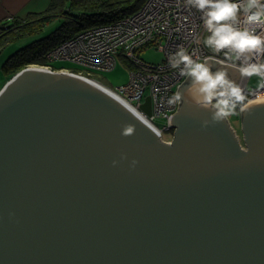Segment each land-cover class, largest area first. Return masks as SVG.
<instances>
[{"label": "water", "instance_id": "1", "mask_svg": "<svg viewBox=\"0 0 264 264\" xmlns=\"http://www.w3.org/2000/svg\"><path fill=\"white\" fill-rule=\"evenodd\" d=\"M32 67L0 89V264H264V104L243 150L186 78L170 145L100 82Z\"/></svg>", "mask_w": 264, "mask_h": 264}, {"label": "built area", "instance_id": "2", "mask_svg": "<svg viewBox=\"0 0 264 264\" xmlns=\"http://www.w3.org/2000/svg\"><path fill=\"white\" fill-rule=\"evenodd\" d=\"M207 35L202 13L188 6L186 0H146L134 14L107 25L80 31L46 54L51 65L61 63L81 67L87 71V75L67 68L54 70L51 66L41 67L91 78L88 72H109L116 68L119 60L123 61L130 71L129 82L119 92L109 90L144 114L159 131L161 142L171 145L175 135L165 140L163 133L164 130L172 129L169 121L181 109L182 99L175 105H169L167 101L178 92L187 77L181 76L178 69L169 66L168 55L183 46L194 59L231 65L223 53H214L205 46ZM149 49L160 51L163 60L158 64L144 61L141 53ZM249 81L250 78H241L239 85L249 94L250 100H254L257 94H264V89L250 90ZM148 96L152 103L151 117L141 110ZM157 118L166 120L163 129L153 122ZM226 119L231 123L229 118ZM231 129L240 140L236 130L233 127ZM240 144L246 150L243 141L240 140Z\"/></svg>", "mask_w": 264, "mask_h": 264}, {"label": "clouds", "instance_id": "3", "mask_svg": "<svg viewBox=\"0 0 264 264\" xmlns=\"http://www.w3.org/2000/svg\"><path fill=\"white\" fill-rule=\"evenodd\" d=\"M186 4L202 13L203 26L208 33L205 46L214 53H223L241 78L257 77V88L264 89V0H186ZM168 64L178 69L181 76L191 79L187 95L197 108L209 111L210 119L203 120V128L250 110L253 100L225 69L213 71L206 60L194 59L183 46L168 55ZM181 96L176 92L167 103L175 105L181 101ZM255 103L264 104V94H257ZM123 107L135 120L160 135L135 107L128 104ZM134 133V124L122 125V136L130 137ZM127 159L126 154H121V160ZM112 163L116 166L120 161ZM138 163L133 159L131 168L135 169Z\"/></svg>", "mask_w": 264, "mask_h": 264}, {"label": "trees", "instance_id": "4", "mask_svg": "<svg viewBox=\"0 0 264 264\" xmlns=\"http://www.w3.org/2000/svg\"><path fill=\"white\" fill-rule=\"evenodd\" d=\"M145 2L146 0H51L44 13L29 15L26 20L14 19L8 28H0V51L11 40L36 36L57 19L60 23L49 35L32 41L6 61L3 72L7 81L29 65L51 66L54 70L66 68L61 63L59 64L62 66L53 67L46 59V54L80 31L107 25L134 14Z\"/></svg>", "mask_w": 264, "mask_h": 264}, {"label": "rangeland", "instance_id": "5", "mask_svg": "<svg viewBox=\"0 0 264 264\" xmlns=\"http://www.w3.org/2000/svg\"><path fill=\"white\" fill-rule=\"evenodd\" d=\"M60 23V20H56L55 22L48 24L45 26L42 30V32L36 36H25V38H16L15 40H11L8 42L7 46L3 50L0 51V89L2 86L6 83L7 79L5 77V73L3 72V68L6 65V61L15 54L18 50L22 49L24 46L28 45L32 41H35L38 38H42L46 35H49L53 29ZM141 58H143L144 61L149 63H160L163 60V54L158 51L157 49H149L147 51H144L141 53ZM53 67H58L60 64H53ZM68 69H75L77 72H82L85 75H87V71L83 68H78L69 64H62ZM60 65V66H62ZM32 66V65H29ZM37 66V65H34ZM41 67V66H39ZM90 74V77L98 82H100L103 86H105L108 89L114 90L116 92H119V89L123 87L124 85L128 84L130 79V71L127 67V65L123 61H118V64L116 68L109 72H88ZM241 76L238 80V84L240 82ZM257 77L250 78L249 81V89L252 90L253 88H257ZM230 122L229 126L233 127L236 132L238 133L240 140H244L243 135V123H242V116L241 113L238 112V114L228 117ZM156 126L163 129L166 126V120L164 119H155L153 121ZM163 138L165 140L171 139L175 135V130L172 128L171 130H164Z\"/></svg>", "mask_w": 264, "mask_h": 264}, {"label": "crops", "instance_id": "6", "mask_svg": "<svg viewBox=\"0 0 264 264\" xmlns=\"http://www.w3.org/2000/svg\"><path fill=\"white\" fill-rule=\"evenodd\" d=\"M51 0H0V28H8L14 19L44 13ZM3 87V86H2Z\"/></svg>", "mask_w": 264, "mask_h": 264}, {"label": "flooded vegetation", "instance_id": "7", "mask_svg": "<svg viewBox=\"0 0 264 264\" xmlns=\"http://www.w3.org/2000/svg\"><path fill=\"white\" fill-rule=\"evenodd\" d=\"M229 72H230V74H231V77H230V75H229V77L231 78V79H233L234 81H236L237 82V80L239 79V74H238V72L235 70H228ZM227 71V72H228ZM229 72H228V74H229Z\"/></svg>", "mask_w": 264, "mask_h": 264}, {"label": "bare ground", "instance_id": "8", "mask_svg": "<svg viewBox=\"0 0 264 264\" xmlns=\"http://www.w3.org/2000/svg\"><path fill=\"white\" fill-rule=\"evenodd\" d=\"M40 68L39 67H32V69H31V71L32 70H36V71H48L49 72V69H44V70H39ZM54 74H56V73H54ZM110 93H111V91H110ZM112 95H114V94H112ZM116 96V95H115ZM117 97V96H116ZM118 98V97H117ZM120 99V98H119ZM121 100V99H120ZM122 101V100H121ZM123 102V101H122ZM123 103H125V102H123ZM126 104V103H125ZM154 127V126H153ZM155 128V127H154ZM156 129V128H155ZM234 132V131H233Z\"/></svg>", "mask_w": 264, "mask_h": 264}]
</instances>
